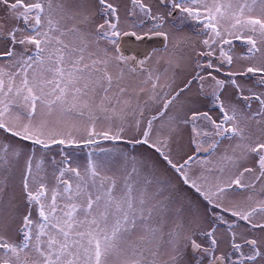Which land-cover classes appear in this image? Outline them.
Segmentation results:
<instances>
[{"label": "snow or ice", "instance_id": "6c2138e0", "mask_svg": "<svg viewBox=\"0 0 264 264\" xmlns=\"http://www.w3.org/2000/svg\"><path fill=\"white\" fill-rule=\"evenodd\" d=\"M6 194L0 264H264V0H0Z\"/></svg>", "mask_w": 264, "mask_h": 264}, {"label": "rangeland", "instance_id": "374dc122", "mask_svg": "<svg viewBox=\"0 0 264 264\" xmlns=\"http://www.w3.org/2000/svg\"><path fill=\"white\" fill-rule=\"evenodd\" d=\"M163 47L164 46H162V47H157V48H154V49H156L158 52H163ZM126 135H128V136H131V135H133V133L131 132V131H129L128 133H126ZM61 146H59V145H54L53 146V151H55V150H57V149H59ZM99 147H103V148H111L112 147V142L111 141H103V142H101V144L99 145ZM117 147H119L120 149H128L130 146H128V145H125V144H118L117 145ZM66 151H72V152H75V153H77V155H78V157H79V161L81 162V163H83L84 161H85V157H86V153H87V151H89V150H91V149H89V148H85V149H76V148H71V149H65ZM97 151L99 150V148H97L96 149ZM142 151H144V149L142 148V147H137V152H142ZM37 155H39V153H37ZM12 190L11 189H9L8 190V192L10 193ZM185 192H186V194L193 200V201H195L196 200V196H195V193H193L191 190H189V189H185ZM19 195V191H18V189H17V196ZM8 200H9V195L8 194H6L5 195V197H4V204L2 205V206H0V207H2L3 208V211L5 212V214H6V212H7V203H8Z\"/></svg>", "mask_w": 264, "mask_h": 264}, {"label": "water", "instance_id": "95a60500", "mask_svg": "<svg viewBox=\"0 0 264 264\" xmlns=\"http://www.w3.org/2000/svg\"><path fill=\"white\" fill-rule=\"evenodd\" d=\"M163 44H161V42L156 39V40H153L151 42H149V44H146V45H143L142 47H148V48H159V47H162ZM126 49H129V50H132V49H136L138 47V42L137 43H132V42H129L125 45Z\"/></svg>", "mask_w": 264, "mask_h": 264}]
</instances>
